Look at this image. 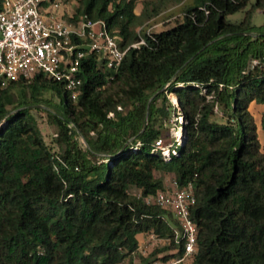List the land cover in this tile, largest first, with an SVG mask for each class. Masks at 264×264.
<instances>
[{
	"label": "trees",
	"instance_id": "trees-1",
	"mask_svg": "<svg viewBox=\"0 0 264 264\" xmlns=\"http://www.w3.org/2000/svg\"><path fill=\"white\" fill-rule=\"evenodd\" d=\"M77 3L72 20H105L122 48L146 44L116 70L98 54L84 58L76 101L42 73L5 87L0 80V264L180 256L173 212L146 202L165 189L166 175L195 188L197 252L179 264H264V151L250 110L264 104V67L251 66L264 56V24L253 23L264 0H144L140 14L138 0ZM168 3L183 4L174 26L138 30ZM239 11L241 21L228 19ZM51 90L66 100L55 101ZM38 110L58 129V151L46 142ZM173 116L183 143L166 160L155 144L170 136ZM151 232L171 241L137 261L138 235Z\"/></svg>",
	"mask_w": 264,
	"mask_h": 264
},
{
	"label": "built area",
	"instance_id": "built-area-1",
	"mask_svg": "<svg viewBox=\"0 0 264 264\" xmlns=\"http://www.w3.org/2000/svg\"><path fill=\"white\" fill-rule=\"evenodd\" d=\"M68 1L1 0L0 80L3 87L12 81L31 80L42 73L62 82L70 98L76 101L82 92L81 66L84 58L98 54L103 58L106 69L116 70L131 48L146 44V40L141 38L122 48L105 20H92L87 15L72 20L75 13L66 5ZM251 66L264 67V56L253 59ZM180 120L183 122V116ZM179 128L180 131H172L177 144L175 141L166 142L163 137L156 141V149L166 160L176 154L177 145L183 143V128ZM146 202L173 212L178 223L175 241L183 247L180 256L149 264H179L191 259L197 252L198 233L197 223L191 216L196 203L193 183L181 186L175 177H171L165 181V189L147 196ZM170 241V238L159 237L153 232L145 233V240L139 243L134 255L147 256L153 243L169 244Z\"/></svg>",
	"mask_w": 264,
	"mask_h": 264
},
{
	"label": "rangeland",
	"instance_id": "rangeland-1",
	"mask_svg": "<svg viewBox=\"0 0 264 264\" xmlns=\"http://www.w3.org/2000/svg\"><path fill=\"white\" fill-rule=\"evenodd\" d=\"M256 0H251V3H254ZM144 0H138V7H137V13L140 14L143 9H144ZM68 6V8L71 9V11L73 13L76 12L77 10V7H78V3H77V0H69L66 4ZM250 7V5H249ZM248 7V8H249ZM247 8V9H248ZM182 15H183V4H172V3H168V4H165V6L162 8L161 12L156 15L155 17H153L152 19L150 20H146L144 21L138 28L139 31L141 30H150V31H153V32H158V31H161V30H164V29H167V28H171L172 26L175 25V22L178 20V19H181L182 18ZM245 16V11H239L235 14H231L228 16V19L232 22H236V21H241ZM253 23L256 24V25H262L264 24V10H260V11H257L255 14H254V17H253ZM100 60L102 61L103 58L100 57ZM15 92L16 93H19V88L15 89ZM50 94L54 97L55 101H62L64 102L66 100V94L64 92H57L55 90H51L50 91ZM50 94H46L47 97H51ZM171 97L173 98V100L178 103V98L175 97V96H172ZM35 114L39 120V124L42 128V131H43V134L45 136V139H46V142L55 150V151H58L59 150V147L57 145V143L55 142V138L57 136V133H58V129L57 127L54 125V124H51L48 120V117H47V113L45 111H35ZM182 115L180 114L179 117H181ZM257 119L260 120V116H257ZM178 121V118L177 116H173L169 123H168V127L170 128V136L168 138H165L167 139L166 142H170V141H175V144H177V140H176V135H172V131L173 129L176 131H180L181 129L179 128V124L177 123ZM181 121V120H180ZM220 122H223L222 119H219ZM259 139H260V142H261V145H262V149H264V128H261V133L259 132ZM80 144L81 145H84L85 141L83 138H80ZM171 175H166L165 176V181L166 180H170L171 179ZM132 193L136 194V195H140V190L136 189V188H133L131 190ZM172 218L174 219V216L172 215ZM175 221V219H174ZM142 234H139V238H141ZM164 246L163 243H160V244H152L151 247L149 248L151 251L154 250V248H159V247H162ZM150 252V251H149ZM148 252V253H149ZM163 255V254H161ZM136 257V260L139 261L140 258L137 256V254L135 255ZM136 261V262H137ZM139 264V263H137Z\"/></svg>",
	"mask_w": 264,
	"mask_h": 264
},
{
	"label": "crops",
	"instance_id": "crops-1",
	"mask_svg": "<svg viewBox=\"0 0 264 264\" xmlns=\"http://www.w3.org/2000/svg\"><path fill=\"white\" fill-rule=\"evenodd\" d=\"M250 110L252 111V113L254 114L256 118V122L258 125V134H259V132L261 133V128H263L262 127V114L264 112V104L253 102L250 106ZM257 116H260V120L257 119ZM138 239H139V243H142L145 240V234H142L141 238H139V235H138Z\"/></svg>",
	"mask_w": 264,
	"mask_h": 264
},
{
	"label": "bare ground",
	"instance_id": "bare-ground-1",
	"mask_svg": "<svg viewBox=\"0 0 264 264\" xmlns=\"http://www.w3.org/2000/svg\"><path fill=\"white\" fill-rule=\"evenodd\" d=\"M182 133H184V132H182Z\"/></svg>",
	"mask_w": 264,
	"mask_h": 264
}]
</instances>
